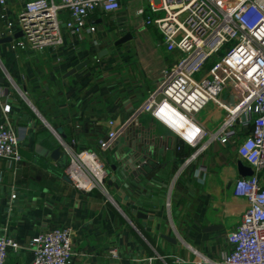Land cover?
<instances>
[{"label": "crops", "instance_id": "crops-1", "mask_svg": "<svg viewBox=\"0 0 264 264\" xmlns=\"http://www.w3.org/2000/svg\"><path fill=\"white\" fill-rule=\"evenodd\" d=\"M132 1L122 0L115 14H97L94 34L64 33L61 44L43 52H13L0 42V108L10 106L8 116L23 135L22 160L0 159V234L26 245L41 231L68 227L71 264H140L150 256H157L153 264H212L229 251L227 235L248 205L232 193L240 176L235 145L214 144L182 168V157L193 149L182 146L178 152L165 126L149 113L135 114L172 60L164 57L154 26L133 17ZM125 28L132 38L108 46ZM132 41H141L140 53L123 51ZM95 44L108 53L93 58ZM155 58L166 65L155 68ZM221 116L209 103L199 121L212 128ZM120 125L113 144L99 149L97 138ZM57 137L73 139L75 149L98 152L106 169L104 189L85 192L71 185L61 159L48 156L59 146ZM111 166L143 176L120 180ZM259 176L264 183V170ZM31 259L28 249L9 250L5 264Z\"/></svg>", "mask_w": 264, "mask_h": 264}, {"label": "built area", "instance_id": "built-area-1", "mask_svg": "<svg viewBox=\"0 0 264 264\" xmlns=\"http://www.w3.org/2000/svg\"><path fill=\"white\" fill-rule=\"evenodd\" d=\"M139 3L140 24L154 26L173 60L135 114L149 113L165 126L176 137L178 152L182 146L193 149L182 157V168L214 144L235 145L237 158L252 173L237 177L232 193L248 205L227 235L229 251L212 264H264V183L259 176L264 170V0ZM121 8L122 0H0V35L11 36L6 42L10 51L43 52L61 44L64 33L94 34L97 14H115ZM16 32L20 36L13 37ZM209 103L222 110L212 128L199 121ZM9 107L0 108V159L19 163L23 135L11 122ZM122 131L123 125L109 129L97 138L98 148L110 147ZM57 141L71 185L85 192L104 189L106 169L98 152L75 149L73 139ZM20 248L32 252L30 264H71L74 255L68 227L41 231L26 245L0 234V264H5L9 250ZM156 258L146 257L140 264H153Z\"/></svg>", "mask_w": 264, "mask_h": 264}, {"label": "water", "instance_id": "water-1", "mask_svg": "<svg viewBox=\"0 0 264 264\" xmlns=\"http://www.w3.org/2000/svg\"><path fill=\"white\" fill-rule=\"evenodd\" d=\"M96 22L100 23V19H97ZM99 29L101 30L102 26L99 25ZM18 36H20V32H16L13 35V37H18ZM131 38H132V34H131L129 28H125V32H124V34H122V36H120L119 38H117L113 42L111 40L108 41V46H110V45H114V46L119 45L121 43H124V42L130 40ZM10 40H11V36H3V37L0 38V42L1 43L2 42L6 43V42H9ZM94 49H95L96 54H95V56L93 58L102 57V56H104L105 54L108 53V49L107 48L100 49L98 44L94 45ZM88 62H89V59L87 58L86 60L76 64L75 67L73 69H71L67 74H71L74 70H79L80 68H82ZM3 81H4V77L1 76L0 77V82H3ZM60 153H61L60 147L57 146V147L53 148L48 153V156L51 159H54V160H59L60 161V159H61V161H62L61 165L63 167H65V165H66L65 154L64 153L60 154ZM60 155H61V157H60ZM236 168H237V172H238V174L240 176H248V175H250L252 173L251 169L248 166L244 165L241 161H237ZM111 169L115 170L116 172H118V178L120 180H126L129 177L131 179L132 178L133 179H140V177L143 176V174L140 171L135 170V169L134 170L132 169V170L129 171L127 169V167H124V166H122V168H116L115 166H111ZM162 237L165 238L166 240L171 241V242H175L174 238H170V237L165 236V235H162Z\"/></svg>", "mask_w": 264, "mask_h": 264}, {"label": "rangeland", "instance_id": "rangeland-1", "mask_svg": "<svg viewBox=\"0 0 264 264\" xmlns=\"http://www.w3.org/2000/svg\"><path fill=\"white\" fill-rule=\"evenodd\" d=\"M139 5H140V3H139V0H135V1H132L131 3H130V5H129V10L131 11V14L133 15V17L135 18V19H137L138 20V18H139V16H138V14H136V10H137V8L139 7ZM147 5V3L145 2V6ZM162 14V12H159L157 15H161ZM141 43V41H132L131 43H129V44H127L126 46H125V48H124V50L123 51H125V52H128L129 54H136V53H140L141 51H142V46L140 45V43ZM143 44V43H142ZM149 52V51H148ZM148 52H147V54H148ZM162 53L164 54V57L165 58H167V59H169V61H170V63H171V60H173V55L172 54H170V53H168V52H166L165 51V49H163L162 50ZM145 54V53H144ZM156 60H155V68L156 67H158L159 65H161V67L162 66H165L166 64H164L163 65V61L162 60H158L157 61V58H155ZM171 59V60H170ZM165 63V62H164ZM167 68V67H166ZM162 73L163 72H161L160 74H159V77H158V79L156 80L157 81V83H160L162 80H163V75H162Z\"/></svg>", "mask_w": 264, "mask_h": 264}]
</instances>
